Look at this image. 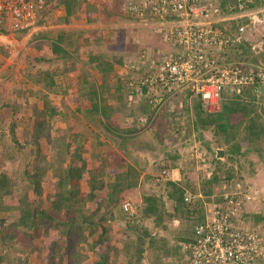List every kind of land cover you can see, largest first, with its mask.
Returning <instances> with one entry per match:
<instances>
[{
  "label": "trees",
  "instance_id": "1",
  "mask_svg": "<svg viewBox=\"0 0 264 264\" xmlns=\"http://www.w3.org/2000/svg\"><path fill=\"white\" fill-rule=\"evenodd\" d=\"M77 1L79 0H45V11L40 15L38 23L42 24L51 10L60 4H63L66 10L63 21H69L68 16L71 15L72 8L76 7ZM121 1L116 0V5ZM84 2L88 13L97 9L94 3L87 0ZM258 3L259 0H254L252 3H247L246 7L254 8L258 6ZM244 21L247 19L242 18L238 22L230 21V27L236 31L238 24ZM2 31L7 32L5 29ZM39 33L44 40L49 41V52L55 56L51 58L39 54L33 56L32 60L34 62L56 61L61 64L60 71L36 68L35 72H30L34 64L25 59L24 74L26 79L32 77L35 83L33 89L19 91L12 88L9 92L11 93L13 89L16 92L14 95L16 98L13 100L8 94L0 91V139L4 138L6 128L12 138L11 147L4 146L6 144L0 140V264H35L32 261L33 254L39 255L38 264H121V257L128 254L133 257L135 263L140 264L147 247L158 250L162 254L160 259L173 256L176 262L181 263L183 252L181 256L178 244L173 248L167 247L165 245L168 243L167 239L156 236L155 230H151L147 225L149 219L155 227L166 224L164 200L153 193L142 190L140 203L134 214L130 216L125 214L122 203L125 200H131L132 203L135 195H139L136 187H138L140 170L129 163L122 168L125 162L116 151L111 159L105 155L96 158V153L103 143L99 135L96 131L78 130L85 119L100 125L110 135L121 137L122 141L144 130L146 124H139L135 117L132 121L128 120V117L132 118L135 114L133 111L123 110L125 100L129 93H133V89L128 85L125 86V83L112 71L114 62L123 64L122 58L107 60L106 55L100 52L89 54L84 63L79 64L77 63L80 59L77 52L78 47L77 50L69 49L68 45L71 43L69 39L68 44H64V39L69 34L62 28L57 30L54 37H50L47 32ZM238 43L235 44L236 48L228 52V59L236 63L247 59L245 53H253L250 40L244 37L241 43ZM36 44L38 48L41 46L39 41ZM142 52L146 51L142 50ZM242 53L245 56H237ZM98 58L101 59V65L107 76L117 79L111 83L106 82L103 77L99 82L89 80L88 70L84 65ZM255 58L253 56L254 61H256ZM261 61L264 62L260 55L256 61L257 65ZM129 70L128 82L132 81V72L138 69L130 66ZM64 82L65 87L59 91L58 84ZM140 87L142 92L146 93L147 88L142 85ZM75 90H78L76 96L72 95ZM58 92L64 95L63 100L65 96L74 100V106L65 109L63 115L69 128L76 127L79 131L75 141L67 140L66 134H63L60 128L51 139L50 119L55 114H62L57 106L40 107L34 102L28 103V98L32 95H40L46 101L48 98L53 100V95ZM232 96L235 100L232 99L229 103L222 104L221 109L213 114L202 107L198 97L194 103L197 108L198 124L205 126L210 123L215 124L214 130L217 133H225L226 138L234 139V135L228 133V128L231 126L232 114L240 112L243 118L248 119L249 128L251 127L254 131H258L259 128L264 129L263 125L260 127L257 120L260 117V111L264 112V107L258 110L254 103L257 97L263 96H257L253 87L244 88L239 94L232 93ZM4 97L6 99H3ZM19 97L23 99L21 102L18 100ZM242 97H248L250 100L241 99ZM24 104L30 106L27 123L32 125V131L30 139L24 144H19L16 132L24 123L21 113ZM143 106L141 111L144 114L145 109H149V123L154 119L158 108L151 107L149 103ZM254 117L257 119L251 120ZM49 139H51L50 149L46 152L41 140L48 141ZM163 141V138L157 137V142L161 147ZM28 143L33 147H29ZM120 148H123L122 142ZM207 148L210 150V146ZM250 149L258 153V148L248 146L242 150L237 141L232 142L228 151L225 150L226 161L237 162ZM164 156L167 165L174 168L176 164L173 161L177 158V153L167 152ZM213 159L215 160L214 154ZM11 160L21 163L22 166L13 169L4 166L6 161ZM215 161L219 165L225 164L219 159ZM237 165L240 167V162H237ZM111 168H116L112 180L104 175ZM216 169H218L217 172L212 171L211 176L204 178L200 184L201 191L207 199L212 194L214 185L223 181L228 182L233 177L228 169H225L221 175V165L219 167L217 165ZM186 176L187 180L181 183L167 182L170 185L167 196L174 201L175 207L181 210L184 209L186 203L184 201L185 190L189 189L193 193L197 191V185L190 180L189 173ZM240 178L241 172L238 174V179ZM226 191L228 190L223 189L220 192L221 199L222 193ZM252 218L256 224L264 221V216L260 213H254ZM123 222L126 229L135 233V238L128 240L118 236L123 232L119 228ZM262 228L264 229L263 225ZM159 240L162 244L158 245ZM176 240L187 241L188 237L178 236ZM158 263L160 262L154 261L152 264Z\"/></svg>",
  "mask_w": 264,
  "mask_h": 264
},
{
  "label": "rangeland",
  "instance_id": "2",
  "mask_svg": "<svg viewBox=\"0 0 264 264\" xmlns=\"http://www.w3.org/2000/svg\"><path fill=\"white\" fill-rule=\"evenodd\" d=\"M81 2L84 1L81 0ZM92 2L96 3L97 0H92ZM263 2L264 0H259L258 6L254 8L256 12L255 16L259 18L260 21H256L254 25H250L247 28V38H245L252 42L251 49L253 53L251 54L248 52L245 54L247 56V61L253 63H256L257 58L260 55L264 60ZM77 4H80V6L83 7V4L79 1H77ZM80 6L76 5L77 9H74L75 14L80 16L77 20L78 22L75 19L71 23L74 27L69 26L68 29L62 26L63 12H59L57 8L48 14L46 20L42 23V27H39L36 31L30 34H21V32L24 31L14 30L5 22L3 23V29L7 32L2 31V29L0 30V59L2 60V67L0 68V91L8 94L13 100L16 98L14 96L16 95V92L13 89L10 93L9 91L12 88L23 91L24 89H30L33 87V84L35 83H33V79H31L32 77L26 79L24 74L25 59L34 64L32 65L30 72L36 70V68L60 71L61 64H58L56 61L34 62L32 60L33 56L39 54H42L43 57L53 58L55 56L53 53L49 52V41L44 40V38L39 35V32H47L50 37H54L57 30L62 28L63 31L69 34V36L67 35L65 37L64 44H68L69 39L71 42L68 45L69 49L77 50L78 47L77 52L79 53L78 56H80V59L77 63L79 64L84 63L89 54H97L100 52L106 55L107 60L109 58L117 57L122 58L125 64L132 62L137 63L136 69L138 70L132 72L133 81L139 79L142 72H144L142 67L144 58L142 55L150 52V55L146 54L148 58H156L160 55L159 53L162 50L166 49L164 43L158 39L157 34L154 32V22L152 20L142 21L137 20L130 15L122 14L116 8V4L114 5L113 2H108L107 5L102 4L98 6V12H96L97 9L92 11L94 12L92 17L94 20L91 22L89 18L86 20L84 16L81 17L83 13L81 12ZM172 21L176 25L181 26L185 23L184 17L181 15H176L172 18ZM38 41L41 43L39 48L36 44ZM142 50H147V52L144 53ZM237 56L245 55L242 53L237 54ZM253 56L256 57V61L253 60ZM101 62V59L98 58L95 61L85 63L84 66L88 70L89 80L99 82L102 77L105 78L107 76L105 72H103L102 75L100 74L104 68L101 65ZM115 68L118 73L121 74L123 72L119 67L115 66ZM125 69L127 70V67H125ZM109 80L110 78H105L106 82ZM64 87L65 82L58 84L59 91ZM74 87L76 88V83ZM253 88L257 96H263L261 98L257 97L254 102L256 108L259 110V108L264 107V94L258 93L256 90L257 87ZM68 91H70V89H68ZM76 94H78V90H75L72 95L76 96ZM218 95L220 96L218 104L209 105L207 106V109L202 105L207 112L213 114V112H217L221 109L222 104L229 103L230 100L234 99L233 96L228 94L222 95L221 93H218ZM63 96L64 95L61 92H58L53 95V100L48 98V100L44 101L40 95H32L28 98V103L31 104L34 102L40 107H45V105L57 106L62 114H55L50 119L51 139H53L58 133L57 130L60 128V130L63 131V134H66L67 140L75 141L79 131H77L76 127L70 129L65 116L63 115L65 109L74 106V100L67 96H65V99L63 100ZM152 98L157 97L154 96ZM3 99H6V97ZM163 99L165 104L162 100L153 99L151 107H154L155 104H161V107H156L158 108V113L156 112L154 119L149 123V109H145L146 113L144 114L140 109L141 107L138 106L142 104V102H146V99L143 101L141 98H135L131 106H123V110L133 111L135 113L133 116L137 117V122L139 124H146L144 130L140 134L130 136L129 138H126L125 141H122L121 137L110 135L107 131H104L100 125H97L88 119H85V122L82 123V127L77 128L78 130L87 132L96 131L99 135V138L103 143L96 153V158L105 155L111 159L114 151H116L120 155V158L124 160L123 162H125L122 165V168L129 163L136 169L140 170L138 187H136L139 195H135L136 197H134L132 203L135 202L134 207L136 209L140 203L142 190L148 193H153L164 200L163 207L166 224L164 226L155 227L153 222L149 219L147 225L151 230H155L156 236L167 239L168 243L165 244L167 247L173 248L174 245L178 244L181 256L182 248L180 246V241H177L176 239L178 236H187L190 234L193 224L199 219V215L202 212L203 201L201 199H196L193 208L184 204L185 206L184 209L182 208L183 210L178 209L175 207L174 201L167 196V191L170 190V185H168L167 182H184L187 180L186 174L189 173L190 180L197 185L196 193L201 192L202 196H204L200 184L204 178L211 176L212 171H218V169H216L217 165L218 167L221 165V175L225 169H228L233 174V177L232 179H229L228 182L223 181L214 185L211 195L218 197L220 192L224 189L233 192L236 197L242 198L243 209L246 212V216H248L243 220L244 225L254 227L264 234V229L262 228V225L264 227V221L256 224L252 218L254 213H260L264 216V129L259 128L258 131H254L251 127L249 128L247 123L248 119L243 118L241 113L237 112L232 114V121L230 122L231 128H228V133H232L234 139L226 138L225 133H217L214 130L215 124L210 123L206 124V126L198 124L196 120L197 108L194 104L196 100H198V97L189 90V87L166 95ZM241 99L250 100L248 97H242ZM18 100L21 102L23 99L22 97H19ZM29 104H24L21 110L24 123L16 132L19 144H24L30 139L32 125L27 123V117L30 116ZM259 115L260 117L258 119L254 117L251 120L254 121L257 119L258 124H260L261 127L262 125L264 126V112L260 111ZM117 119L120 120L119 118ZM128 120L133 119L128 117ZM8 132V128H6V130H4V138L0 140L6 144L4 146L7 147L8 145L11 147L12 138ZM158 136L164 139L162 147L157 142ZM51 139L48 141L41 140L42 147L46 152H49ZM236 141L240 144L242 150L251 146V148H258V153L253 151V149H250L244 157H240V160L237 161L240 162V167L237 165L236 161H226L225 155L223 159H220L222 162H225V164L221 163L219 165V163L215 161L216 158L215 160L213 159L211 147H223L225 151L229 148L230 143ZM121 142L123 143V148H120ZM118 143L119 145H117ZM159 145L160 148L158 147ZM28 146L33 147L30 143H28ZM207 146H210L211 151ZM106 151L109 152L106 153ZM167 152L177 153V158L173 161L175 162L174 164H176L174 168H170L171 165L169 164L167 165L164 156ZM47 155H49V153ZM48 157L49 156H47V158ZM4 166L13 169L19 168L22 164L15 160H11L6 161ZM163 170H167L166 173H163ZM239 172H241L240 179H238ZM115 173L116 168H111L109 172L104 175H107L108 178L112 180ZM186 190L192 194H196L189 189ZM125 226L124 222L119 225V228L122 229L123 232L118 236L121 238H127L128 240L135 238V233L130 229H126ZM157 244L159 245L162 243L159 240ZM161 255L162 254L158 250L147 247L143 252L140 264H152L154 261H156V263L160 262L158 264H182L183 262H176V259L173 256H167L160 259ZM39 259L40 257L38 254L32 255V261H34L35 264H38ZM133 260V257H130L128 254L125 255V257H121V264H137Z\"/></svg>",
  "mask_w": 264,
  "mask_h": 264
},
{
  "label": "built area",
  "instance_id": "3",
  "mask_svg": "<svg viewBox=\"0 0 264 264\" xmlns=\"http://www.w3.org/2000/svg\"><path fill=\"white\" fill-rule=\"evenodd\" d=\"M105 1L114 0L97 3ZM252 2L123 0L124 11L142 20H152L154 32L167 45L160 56L143 57L144 72L139 84L147 92L162 97L189 87L202 102L211 105L217 103L218 93L225 88L231 87L233 93L239 94L244 88L264 83V66L258 67L257 63L245 66L230 61L227 55L235 42L241 40L243 31L260 21L255 16V7H245ZM44 6L45 0H0V30L4 22L14 30L38 29ZM176 15L184 17L183 26L173 23ZM242 18L247 21L238 24L236 31L232 30L230 21L238 22ZM218 197L207 199L201 192L185 193L188 206L193 208L195 200L201 199L203 208L187 235L188 240L180 241L182 264H264V235L244 225L247 216L242 198L230 191L223 192L222 199ZM122 209L129 216L136 210L129 200L122 203Z\"/></svg>",
  "mask_w": 264,
  "mask_h": 264
},
{
  "label": "clouds",
  "instance_id": "4",
  "mask_svg": "<svg viewBox=\"0 0 264 264\" xmlns=\"http://www.w3.org/2000/svg\"><path fill=\"white\" fill-rule=\"evenodd\" d=\"M95 1V0H94ZM90 2H92V0H90ZM97 2H98V0H97ZM94 3V5L96 6V7H98V6H100V5H102V4H106L107 5V3L108 2H113L114 3V5L116 4V0H114V1H105V2H102V3ZM93 3V2H92ZM45 4H46V2H45ZM255 7H257V5L255 6ZM116 8L118 9V11L119 12H121V13H123V14H126V15H130V16H132V17H134V18H136L137 20H142V19H140V18H138V17H135V16H133V15H131V14H128V13H126L125 11H124V9H123V0L120 2V3H118L117 4V6H116ZM142 21H147V20H142ZM40 24V23H39ZM40 27H42V24H40ZM34 31H36V30H31V31H24V33L25 34H30V33H33ZM246 32H247V29L245 30V31H243V33L241 34V40L239 41V43H241V41H242V39L245 37V38H247L246 37ZM158 36V35H157ZM158 39H159V37H158ZM238 43V44H239ZM165 45V44H164ZM166 46V49H167V45H165ZM236 48L237 47V45H235V46H233L232 48ZM231 48V49H232ZM165 49V50H166ZM231 49L229 50V52L231 51ZM164 50H162L159 54H161L162 52H163ZM146 52H147V50H146ZM150 55V52L149 53H145V55H142V57H144V56H147V55ZM227 55H228V53H227ZM117 58V57H116ZM237 63H241V64H244L245 66H251V65H254V64H256V63H253V62H249V61H247V59H245L244 61H238ZM136 65H137V63H134L133 64V62H132V65L129 63V64H125V62L123 61V64H120V63H118V62H114L113 63V65H112V71L114 72V73H116V75H117V78H120V80L123 82V83H125V86H130L132 89H133V93H129L128 94V96H127V98H126V103H125V105H127L128 107L129 106H131V104H132V102H133V100L136 98V97H138V96H140L141 95V99H143V101H144V99H146L147 101L146 102H142V106L143 105H145L147 102L151 105V103H152V101H153V99H157V98H152V97H154V96H156V95H154L153 94V92H151V91H149V92H147L146 91V93L145 92H142V90H141V87H140V84H139V80L137 79L136 81H133V78L131 79L132 81H129L128 82V76H127V74L130 72V70H129V67L131 66H133L134 68H136ZM115 66L116 67H119L120 69H122V73L120 74V73H118V71L116 70V68H115ZM144 66V63H142V67ZM122 67V68H121ZM125 67H127V70L125 69ZM129 70V71H128ZM104 72V70L103 71H101L100 72V74L102 75V73ZM106 77H108V76H106ZM105 77V78H106ZM105 78H103V79H105ZM108 78H110V80L109 81H107V82H109V83H111V82H113L115 79H117V78H115V77H108ZM257 89V88H256ZM194 94V93H193ZM195 95V94H194ZM132 97L131 99H129V97ZM197 96V95H196ZM197 97H199V96H197ZM200 98V97H199ZM201 100V99H200ZM220 100V98L218 99V101ZM218 101H217V103L216 104H218ZM162 102L164 103V101L162 100ZM147 103V104H148ZM155 105H157V104H155ZM212 105V104H211ZM143 108H144V106H143ZM142 125H144V124H142ZM166 171L167 170H163V173H166ZM162 176V175H161ZM189 191H187V190H185V192H184V195H185V193H188ZM191 193V192H190ZM185 205H187L186 203H185Z\"/></svg>",
  "mask_w": 264,
  "mask_h": 264
},
{
  "label": "crops",
  "instance_id": "5",
  "mask_svg": "<svg viewBox=\"0 0 264 264\" xmlns=\"http://www.w3.org/2000/svg\"><path fill=\"white\" fill-rule=\"evenodd\" d=\"M85 1V0H84ZM87 1H90V0H87ZM79 2L80 3H82L83 4V7H81L80 6V4H77V6H80L81 7V12L83 13V15L81 16V17H85L86 18V20H88L87 18H89V20L92 22V20H94V18H92L93 17V13L94 12H92V11H90V13H88L87 11H86V9H87V6H86V3L85 2H81V0H79ZM58 9V11L59 12H63V17L62 18H64V15H65V13H66V10H65V6L63 5V4H60V5H58L57 7H55V8H53L52 10H51V12L52 11H54L55 9ZM74 9H77L76 7H73L72 8V10H71V15H69L68 16V20L69 21H63V24H62V26L63 27H66L67 29H68V27L69 26H72V27H74L71 23L76 19V21L80 18V16H78L77 14H75V10ZM79 12H80V10H79ZM96 12H98V9H97V11ZM74 15H76V17H73ZM91 18V19H90ZM64 20V19H63ZM78 22V21H77ZM86 25V24H85ZM84 25V26H85ZM138 103V102H137ZM136 104V103H135ZM138 106H140L141 108L140 109H143V106H142V104L141 105H138ZM136 119H137V117H135ZM132 119H134V116H132ZM138 120V119H137ZM129 121H132V120H129Z\"/></svg>",
  "mask_w": 264,
  "mask_h": 264
},
{
  "label": "water",
  "instance_id": "6",
  "mask_svg": "<svg viewBox=\"0 0 264 264\" xmlns=\"http://www.w3.org/2000/svg\"><path fill=\"white\" fill-rule=\"evenodd\" d=\"M228 89H231V87H228V88H225L223 90V94L227 95L226 94V91ZM257 92L260 93V94H264V84L260 85L259 87H257ZM228 95L232 96V92L229 93ZM212 151H213V154L215 156L216 159H223L224 158V148L223 147H211Z\"/></svg>",
  "mask_w": 264,
  "mask_h": 264
},
{
  "label": "bare ground",
  "instance_id": "7",
  "mask_svg": "<svg viewBox=\"0 0 264 264\" xmlns=\"http://www.w3.org/2000/svg\"><path fill=\"white\" fill-rule=\"evenodd\" d=\"M246 4H247V3H246ZM246 4H245V7H246ZM235 43H236V42H235ZM232 45H234V44H232ZM230 47H231V46H230ZM160 55H161V54H160ZM160 55H158V56H160ZM152 58H154V57H152ZM259 65H260V66H264V62L261 61V63L258 64V67H259ZM258 67H256L254 70H256ZM262 84H264V83H262ZM262 84H260V85H262ZM260 85H258L257 87H259ZM232 90H233V89H228V90L226 91V94H229V93H231V92L233 93ZM221 94L224 95V94H223V91H222ZM156 97H157V99L160 100V101H161V100H164V99H163L164 97H162L161 94H157ZM136 98H141V95L138 96V97H136ZM201 103H202V105H204V107H205L206 109H207V106H209V105L205 104V103L202 102V101H201ZM159 106L161 107V104H159ZM159 106H158V105H155L154 107H159ZM224 155H225V151H224ZM211 196H212V195H209V196H208V199H209Z\"/></svg>",
  "mask_w": 264,
  "mask_h": 264
}]
</instances>
